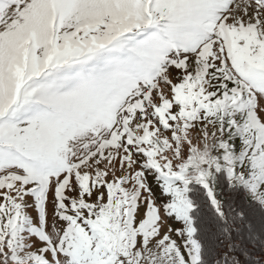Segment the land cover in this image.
Masks as SVG:
<instances>
[{
  "label": "snow or ice",
  "instance_id": "obj_1",
  "mask_svg": "<svg viewBox=\"0 0 264 264\" xmlns=\"http://www.w3.org/2000/svg\"><path fill=\"white\" fill-rule=\"evenodd\" d=\"M0 264H264V0H0Z\"/></svg>",
  "mask_w": 264,
  "mask_h": 264
}]
</instances>
